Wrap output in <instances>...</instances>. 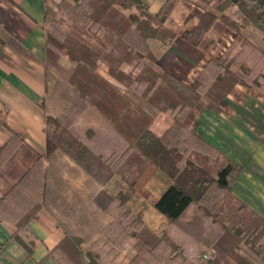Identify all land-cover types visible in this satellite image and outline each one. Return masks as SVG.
<instances>
[{"label":"trees","instance_id":"1","mask_svg":"<svg viewBox=\"0 0 264 264\" xmlns=\"http://www.w3.org/2000/svg\"><path fill=\"white\" fill-rule=\"evenodd\" d=\"M177 2L168 0L152 15L144 0H60L52 17L46 13L48 55L63 54L73 70L68 79L54 82L63 102L60 112L46 115V152L0 198L1 219L12 217L16 195L26 204L14 215L10 239L28 256L36 247L29 223L44 207L65 232L50 253L61 264H101L100 254L84 247L83 232L97 212L112 215L116 207L119 215L102 232L117 246L135 239L136 255L128 264H220L214 255L204 257L214 246L239 264H264V217L232 191L243 166L200 130L203 110L220 112L236 84L264 95V0L191 1L204 13L182 34L189 43L200 45L218 20L235 30L234 41L219 57H210L191 83L165 70L150 44L176 37L165 21ZM101 59L112 77L139 95L138 102L100 74ZM82 113L98 115L117 130L126 143L121 155L93 147L92 138L98 142L102 128L87 126L84 134L75 129ZM0 120L10 132L0 147L1 166L23 139L2 115ZM118 156L127 161L130 175L121 174L127 187L115 193L108 183L119 173ZM150 165L169 182L156 203L167 218L160 234L127 205ZM66 170L73 177L83 173L80 188Z\"/></svg>","mask_w":264,"mask_h":264},{"label":"crops","instance_id":"2","mask_svg":"<svg viewBox=\"0 0 264 264\" xmlns=\"http://www.w3.org/2000/svg\"><path fill=\"white\" fill-rule=\"evenodd\" d=\"M56 1L0 0V116L2 115L6 126L23 139L0 166V198L46 152V114L51 112L43 104V99L49 89V73L55 72L59 75L58 78L68 79L72 71V67L66 65V60L60 55L50 58L46 47L45 16ZM167 1L144 0L152 15H157ZM202 12L203 9L193 2L178 0L165 21V26L176 37L164 44L158 40H154L153 44L150 41L160 65L185 83H191L196 78L210 56L214 55V50V56H219L227 47L219 50L214 46L207 48L206 45L205 40L210 37H225L226 34L212 33L215 28H219L220 21L215 23L198 46L182 37L185 30L198 24ZM229 35L232 37L231 33ZM98 68L103 76L110 78L107 73L108 64L104 59L99 61ZM113 79L109 80L126 93L125 84ZM128 94L131 95V92ZM132 96L134 98V94ZM200 130L220 151L243 166V172L232 185V191L264 217V96L237 84L228 94L227 103L220 112L203 110L200 114ZM9 138V130L2 128L0 120V147ZM72 173L71 170H66L64 174L75 187L80 188L83 173L77 171L75 177ZM123 182L125 186L116 190L126 189L127 184ZM168 183L157 167L150 165L135 183L127 202L130 211L140 213L146 226L156 234L162 232L163 224L167 222L165 215L156 208V203ZM15 198L12 217L0 218V264H61L50 252L64 237L65 232L47 208H41L37 218L29 223L31 238L36 240L31 256L27 255L20 243L10 239L14 215L26 206L21 202L20 195ZM119 213L120 210L116 207L112 215L97 212L96 219L88 225V233L83 232L84 247L98 252L101 264L107 260L105 255H109L107 252L112 247L118 251L119 256L127 257L129 261L136 254L134 238L130 237L115 247L106 240L102 232L103 226L115 220ZM99 240L105 243L104 248H110L103 254L95 248V243ZM86 243L90 244L87 246ZM211 253L219 258L220 264H239L217 246L211 248ZM114 259L109 260V263L118 264L111 263Z\"/></svg>","mask_w":264,"mask_h":264},{"label":"rangeland","instance_id":"3","mask_svg":"<svg viewBox=\"0 0 264 264\" xmlns=\"http://www.w3.org/2000/svg\"><path fill=\"white\" fill-rule=\"evenodd\" d=\"M60 0H57L56 3L52 4L51 9H48V15H50L52 17V14L54 15V12H57L58 10V4H59ZM193 1V0H191ZM190 1V2H191ZM133 9V8H132ZM131 10L127 9L126 11H124L126 14H128V12H130ZM204 13V10L202 12V14ZM221 22V25L219 26V28H215L213 30L212 33H219V34H226L225 37L222 35H219V37L216 39H214V37H210L208 38L206 41V45H208L207 48H209L210 46H214L216 49H223L224 46H229L235 39V30H233L229 25L225 24L222 20H218ZM213 29V27H212ZM211 29V30H212ZM229 33L232 34V37L229 35ZM214 35V34H213ZM222 37V38H221ZM205 38V37H204ZM213 38V39H212ZM212 39V40H211ZM219 39V40H218ZM155 39H151V42L153 44V41ZM214 40V43H213ZM204 41V39H203ZM202 41V42H203ZM227 48V47H225ZM224 48V49H225ZM58 54V53H57ZM216 54H218V52H216ZM61 57H63L64 60H66V65H70L72 67L73 70V64L70 62V60L64 56L63 54H59ZM214 55H215V50H214ZM211 55L210 57H219L221 54H219V56H214ZM68 61V62H67ZM64 64V63H63ZM108 64V63H107ZM65 65V66H66ZM99 66V65H98ZM58 67L60 69H63L62 67H60L58 65ZM99 70V68H98ZM67 72V71H66ZM72 72V71H71ZM107 73L109 74L108 70ZM71 74V73H70ZM101 74V73H100ZM102 75V74H101ZM110 75V74H109ZM59 75L55 72H50L49 73V78L48 81H50L48 87V92L45 96V98L43 99V104L48 107V110H50L51 114H56L58 112H60V107H61V103L63 102V98L60 97L59 93L54 92V82L58 79ZM105 77V76H104ZM107 77V76H106ZM108 78V77H107ZM114 77H112L110 75V78L108 79H113ZM113 80H117V79H113ZM119 81V80H117ZM121 82V81H120ZM122 83V82H121ZM241 84V83H238ZM237 85V84H236ZM243 85V84H242ZM245 87V89L247 90H254L259 92L260 94H262L258 89L256 88H248L245 85H243ZM124 89H126V93L128 96H130L132 99H135L136 102H138L139 99V95L137 96L136 92H134V90L132 91L131 89H129L127 87V85H124ZM121 91V90H120ZM131 92V95L128 94V92ZM122 92V91H121ZM124 93V92H123ZM134 94V98L133 95ZM263 95V94H262ZM264 96V95H263ZM143 101H141L142 103ZM87 113H82L76 120H75V124L74 127L75 129H77L81 134H84L85 128L87 126H90L92 129L96 130L97 127L102 128V130H104V133L102 136L99 137V140L97 142V138L96 136H93L92 138V145L93 147L97 150V151H102L105 154H109V153H119L118 155H121V151L123 150V148H125L126 143L124 141V139L119 136L118 134H115V132L117 131L116 129H114L113 127L107 125L106 123L103 122L102 118H100L98 115L96 116L95 114H88ZM47 115V114H46ZM124 158V157H123ZM123 158L121 156H118L117 159V167H118V171L119 173H116L113 178L110 180V182L108 183L110 185V189L113 190L114 192H117L118 190H116L118 187L121 186H125L124 182L125 179L122 177L121 174L124 175H130V173H128V168L126 167V165L128 164L127 161H124ZM233 159V158H232ZM145 173V172H144ZM143 173V174H144ZM143 174L138 178V180L136 182L139 181V179L143 176ZM132 175V174H131ZM135 175V174H134ZM126 182V181H125ZM134 189V188H133ZM116 190V191H115ZM129 239V238H128ZM127 240V239H126ZM125 240V241H126ZM92 243H94V241H90ZM88 244L90 243H86V245L88 246ZM105 245V243L102 240H99L98 242L95 243V248L99 249L101 251V254H103L104 252H106L108 249L110 248H104L103 246ZM117 246V244H115V247ZM219 248V247H218ZM136 250V249H135ZM222 250V249H221ZM223 251V250H222ZM225 252V251H224ZM107 254L109 255H105L107 260L103 261L104 264H110L109 260H113V258H115L113 262L111 263H118V264H128L130 261L129 259L126 258H122V256L118 255V251L115 250L113 247L108 250ZM228 254V253H227ZM136 255V254H135ZM209 258L210 255H214L210 252L207 254ZM229 255V254H228ZM215 256V255H214ZM205 257V256H204Z\"/></svg>","mask_w":264,"mask_h":264},{"label":"built area","instance_id":"4","mask_svg":"<svg viewBox=\"0 0 264 264\" xmlns=\"http://www.w3.org/2000/svg\"><path fill=\"white\" fill-rule=\"evenodd\" d=\"M207 257H208V255L206 254V255H205V258H207Z\"/></svg>","mask_w":264,"mask_h":264}]
</instances>
